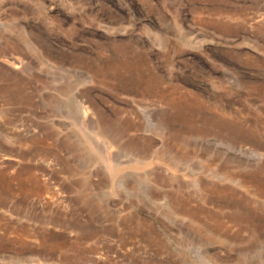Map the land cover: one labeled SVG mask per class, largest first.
Wrapping results in <instances>:
<instances>
[{"label": "rangeland", "instance_id": "obj_1", "mask_svg": "<svg viewBox=\"0 0 264 264\" xmlns=\"http://www.w3.org/2000/svg\"><path fill=\"white\" fill-rule=\"evenodd\" d=\"M0 264H264V0H0Z\"/></svg>", "mask_w": 264, "mask_h": 264}, {"label": "bare ground", "instance_id": "obj_2", "mask_svg": "<svg viewBox=\"0 0 264 264\" xmlns=\"http://www.w3.org/2000/svg\"><path fill=\"white\" fill-rule=\"evenodd\" d=\"M80 109H82V108H80ZM85 111H87V109L85 108ZM83 112L85 115H87V112ZM90 111V110H89ZM90 114V113H89ZM108 135V134H107ZM103 136V135H102ZM112 142V141H111ZM115 144V143H114ZM111 145H113V144H111Z\"/></svg>", "mask_w": 264, "mask_h": 264}]
</instances>
